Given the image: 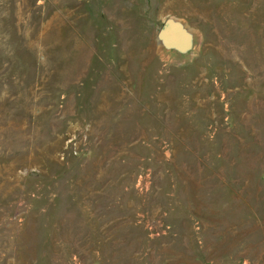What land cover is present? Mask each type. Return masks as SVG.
Returning <instances> with one entry per match:
<instances>
[{
  "label": "rangeland",
  "instance_id": "rangeland-1",
  "mask_svg": "<svg viewBox=\"0 0 264 264\" xmlns=\"http://www.w3.org/2000/svg\"><path fill=\"white\" fill-rule=\"evenodd\" d=\"M0 264H264V0H0Z\"/></svg>",
  "mask_w": 264,
  "mask_h": 264
},
{
  "label": "water",
  "instance_id": "water-1",
  "mask_svg": "<svg viewBox=\"0 0 264 264\" xmlns=\"http://www.w3.org/2000/svg\"><path fill=\"white\" fill-rule=\"evenodd\" d=\"M158 42L166 49L187 54L194 48V33L180 19L168 17L157 32Z\"/></svg>",
  "mask_w": 264,
  "mask_h": 264
}]
</instances>
